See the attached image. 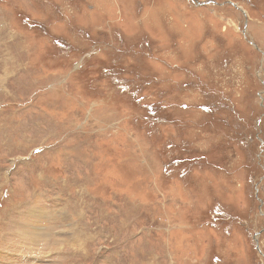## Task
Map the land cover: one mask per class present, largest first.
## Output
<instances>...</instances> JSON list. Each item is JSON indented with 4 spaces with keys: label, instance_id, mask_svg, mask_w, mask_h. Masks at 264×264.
<instances>
[{
    "label": "rangeland",
    "instance_id": "rangeland-1",
    "mask_svg": "<svg viewBox=\"0 0 264 264\" xmlns=\"http://www.w3.org/2000/svg\"><path fill=\"white\" fill-rule=\"evenodd\" d=\"M0 264H264V0H0Z\"/></svg>",
    "mask_w": 264,
    "mask_h": 264
},
{
    "label": "trees",
    "instance_id": "trees-1",
    "mask_svg": "<svg viewBox=\"0 0 264 264\" xmlns=\"http://www.w3.org/2000/svg\"><path fill=\"white\" fill-rule=\"evenodd\" d=\"M187 108H188L189 110H193V109H194V108H192V107H187ZM187 108H186V109H187Z\"/></svg>",
    "mask_w": 264,
    "mask_h": 264
}]
</instances>
